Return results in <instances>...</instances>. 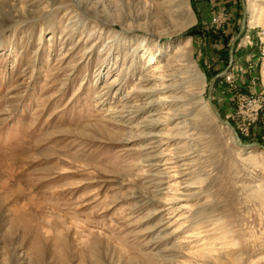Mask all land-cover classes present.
<instances>
[{
    "label": "rangeland",
    "instance_id": "1",
    "mask_svg": "<svg viewBox=\"0 0 264 264\" xmlns=\"http://www.w3.org/2000/svg\"><path fill=\"white\" fill-rule=\"evenodd\" d=\"M0 1V264H264V0Z\"/></svg>",
    "mask_w": 264,
    "mask_h": 264
},
{
    "label": "water",
    "instance_id": "2",
    "mask_svg": "<svg viewBox=\"0 0 264 264\" xmlns=\"http://www.w3.org/2000/svg\"><path fill=\"white\" fill-rule=\"evenodd\" d=\"M246 17H247V13H246V10L244 9L239 32L236 34V36L231 41V46H230V49H229V63H228V66H227L226 69H224L220 73H217L216 75H214L211 78L210 84H209L208 93H207V97H206V102H207V105H208V107L210 109V112H211V115L210 116H212L213 118H215V120L217 121V123L221 124L222 126H224L227 129H229V131L231 133V136H232V138L234 140L233 143L236 146H238L239 148H247V149L250 148V147H252V146H256V147H258V148H260V149H262L264 151V146L262 144L258 143V142H255V143H244V142L241 141L238 133L236 132V130L234 129V127L232 126V124L228 120L222 118L221 114L216 109V107H215V105H214V103L212 101V97H211V93H212V90H213V86L215 84V81L220 76H222L226 72V70L230 67V65H231L232 57H233V45H234L235 40L240 36V34L242 33V31L245 28Z\"/></svg>",
    "mask_w": 264,
    "mask_h": 264
},
{
    "label": "bare ground",
    "instance_id": "3",
    "mask_svg": "<svg viewBox=\"0 0 264 264\" xmlns=\"http://www.w3.org/2000/svg\"><path fill=\"white\" fill-rule=\"evenodd\" d=\"M77 2H80V0H76ZM2 2V3H1ZM161 3H162V5H164L165 6V10H167V11H172V9H171V6H169L168 4H170L169 3V0H165V1H161ZM79 4V3H78ZM2 5H6V7L9 9V11L11 12L12 10L10 9V6L9 5H7V1H0V7L2 6ZM81 5V7L82 8H85L86 7V3H82V4H80ZM2 8H4L3 6L0 8V9H2ZM94 14H96V11H94ZM179 45V44H178ZM180 46V45H179ZM178 46V47H179ZM179 48H181V46L179 47ZM178 48V49H179ZM152 56V55H151ZM207 103V102H206ZM208 106V105H207ZM209 108V107H208ZM210 110V109H209ZM210 112V111H209ZM210 114H211V112H210ZM233 142H234V140H233Z\"/></svg>",
    "mask_w": 264,
    "mask_h": 264
},
{
    "label": "built area",
    "instance_id": "4",
    "mask_svg": "<svg viewBox=\"0 0 264 264\" xmlns=\"http://www.w3.org/2000/svg\"><path fill=\"white\" fill-rule=\"evenodd\" d=\"M262 33H264V29L262 30ZM244 38L245 39H249V35L248 34H246V35H244ZM235 68V66L234 65H232V67L230 68V69H234ZM235 70V69H234ZM234 74H235V76L237 75V73H232L231 71H229L226 75H225V79L227 80V81H229L230 79H233V78H235V76H234ZM254 78H255V76H253Z\"/></svg>",
    "mask_w": 264,
    "mask_h": 264
},
{
    "label": "crops",
    "instance_id": "5",
    "mask_svg": "<svg viewBox=\"0 0 264 264\" xmlns=\"http://www.w3.org/2000/svg\"><path fill=\"white\" fill-rule=\"evenodd\" d=\"M239 45V44H238Z\"/></svg>",
    "mask_w": 264,
    "mask_h": 264
}]
</instances>
